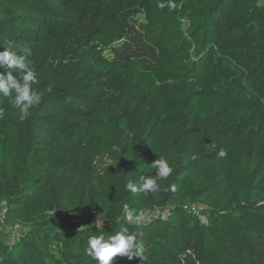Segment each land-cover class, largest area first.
I'll return each instance as SVG.
<instances>
[{
  "label": "trees",
  "instance_id": "trees-1",
  "mask_svg": "<svg viewBox=\"0 0 264 264\" xmlns=\"http://www.w3.org/2000/svg\"><path fill=\"white\" fill-rule=\"evenodd\" d=\"M161 2L0 0L45 93L23 122L0 93V264H95L121 224L146 260L114 264H264V0Z\"/></svg>",
  "mask_w": 264,
  "mask_h": 264
},
{
  "label": "clouds",
  "instance_id": "clouds-1",
  "mask_svg": "<svg viewBox=\"0 0 264 264\" xmlns=\"http://www.w3.org/2000/svg\"><path fill=\"white\" fill-rule=\"evenodd\" d=\"M158 7L164 9L168 7L172 9L175 5L168 0V3L163 2L158 4ZM0 45L3 51H0V93L3 96L10 98L11 107L16 111L18 119L23 122L27 120L31 111L40 105L44 97V92L33 87L38 83V72L25 63L23 55H18L13 48L17 47L12 41L5 42ZM13 72L19 73V78L13 75ZM46 91L50 92L51 89ZM2 115V110H0ZM225 152L221 150L218 153L219 157H224ZM155 174L149 176H141L139 182L129 180L125 184V191L131 193H140L147 197L149 194H155L160 191L161 185L158 181H163L173 174V168L168 160L157 158L151 163ZM170 189L175 191V186L171 185ZM126 220L140 225L145 220L143 211L137 212L134 216L126 217ZM137 233L130 232L129 228L121 224L119 230L107 238L101 235H93L88 238L84 254L90 257L95 264H114L116 257H127L128 260L140 258V261L146 260L147 248L141 242H138Z\"/></svg>",
  "mask_w": 264,
  "mask_h": 264
},
{
  "label": "built area",
  "instance_id": "built-area-1",
  "mask_svg": "<svg viewBox=\"0 0 264 264\" xmlns=\"http://www.w3.org/2000/svg\"><path fill=\"white\" fill-rule=\"evenodd\" d=\"M0 207H3L2 211L0 212V231H2L4 229V218H5V210H4V206H0ZM160 215V213L158 211L156 212H153V213H147V217H154V216H158ZM130 216L129 212L125 209V220H126V217ZM128 221V220H126Z\"/></svg>",
  "mask_w": 264,
  "mask_h": 264
},
{
  "label": "rangeland",
  "instance_id": "rangeland-1",
  "mask_svg": "<svg viewBox=\"0 0 264 264\" xmlns=\"http://www.w3.org/2000/svg\"><path fill=\"white\" fill-rule=\"evenodd\" d=\"M2 209H3V207H0V212L2 211ZM101 220V219H100ZM100 220H99V222L97 221V223H100ZM96 223V224H97ZM14 230H10V229H8V228H6V226H5V233H7V238H11V235H10V233L12 234V232H13ZM9 233V234H8Z\"/></svg>",
  "mask_w": 264,
  "mask_h": 264
},
{
  "label": "bare ground",
  "instance_id": "bare-ground-1",
  "mask_svg": "<svg viewBox=\"0 0 264 264\" xmlns=\"http://www.w3.org/2000/svg\"><path fill=\"white\" fill-rule=\"evenodd\" d=\"M3 226H4V229H3V230H5V226H6L5 223L3 224ZM6 228H7V227H6Z\"/></svg>",
  "mask_w": 264,
  "mask_h": 264
}]
</instances>
